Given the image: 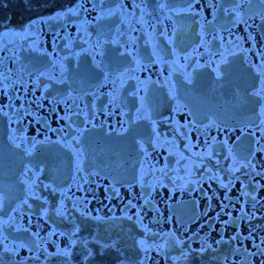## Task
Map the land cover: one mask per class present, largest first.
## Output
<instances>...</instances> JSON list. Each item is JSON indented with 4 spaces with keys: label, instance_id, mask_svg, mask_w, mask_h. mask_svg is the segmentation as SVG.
<instances>
[{
    "label": "flooded vegetation",
    "instance_id": "obj_1",
    "mask_svg": "<svg viewBox=\"0 0 264 264\" xmlns=\"http://www.w3.org/2000/svg\"><path fill=\"white\" fill-rule=\"evenodd\" d=\"M262 79L261 0H0V260L264 264Z\"/></svg>",
    "mask_w": 264,
    "mask_h": 264
},
{
    "label": "water",
    "instance_id": "obj_2",
    "mask_svg": "<svg viewBox=\"0 0 264 264\" xmlns=\"http://www.w3.org/2000/svg\"><path fill=\"white\" fill-rule=\"evenodd\" d=\"M233 65L234 64H232V66ZM227 82L229 84L230 80L227 79ZM256 85H257V79L249 78L245 74H243V88H242L243 99H245V95H247L249 92L251 93V91L255 88ZM219 91L220 90L213 91L217 93L210 95V113L219 120H221L222 122H234L235 119H232V117L229 115L230 114L229 108L234 112L233 106L232 108L228 106L231 103L233 105V100H234L233 90L232 89L230 90V88H228L226 92L227 94L226 101L220 99V95H218ZM224 104H226L227 106L224 107ZM244 110H245V105L242 106L241 111L244 112ZM8 135H9L8 122L4 116H0V146L2 147L3 184H7L8 182H10V184H13L17 181L19 174L17 172L15 174H10L9 171H7V169L14 167L16 171H19L21 167L19 163L20 160L22 161V159L16 153L13 154V152L9 150L7 145Z\"/></svg>",
    "mask_w": 264,
    "mask_h": 264
},
{
    "label": "snow or ice",
    "instance_id": "obj_3",
    "mask_svg": "<svg viewBox=\"0 0 264 264\" xmlns=\"http://www.w3.org/2000/svg\"><path fill=\"white\" fill-rule=\"evenodd\" d=\"M262 3H264V0H261ZM7 86L4 85L3 83H0V88H6ZM254 95L259 96L261 99H264V79L261 80L260 82V87L259 89H257L254 92ZM261 111L264 112V106H262ZM0 113H3L4 115H7V113H4V109L3 107H0ZM11 138V137H10ZM44 141H36L35 139L31 140V141H22V143L25 144V147L22 149V151L26 154V155H31V151L33 148L36 147L37 143H43ZM78 142V141H77ZM31 144V148H29L27 145ZM16 147H20L19 144L16 145ZM27 169H25V174H27ZM26 203V201H25ZM221 207L223 208V204L221 205ZM0 245H3V239H0ZM3 250L4 251H11L10 249L7 248L6 245H3ZM0 264H3L2 260H0Z\"/></svg>",
    "mask_w": 264,
    "mask_h": 264
}]
</instances>
